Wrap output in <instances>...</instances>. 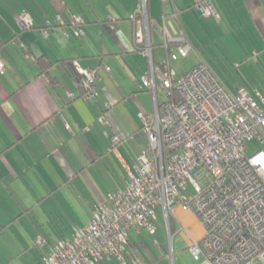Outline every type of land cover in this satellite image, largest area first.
Instances as JSON below:
<instances>
[{
	"label": "crops",
	"instance_id": "1",
	"mask_svg": "<svg viewBox=\"0 0 264 264\" xmlns=\"http://www.w3.org/2000/svg\"><path fill=\"white\" fill-rule=\"evenodd\" d=\"M210 1L217 18L201 14L193 0H147L153 41L161 38L156 25L164 23L172 35L183 30L194 59L178 69L171 63L182 72L205 60L201 49L214 32L216 44L255 78L248 74L249 86L237 92L264 93V0ZM137 4L0 0V264H42L50 246L71 238L95 204L124 188L134 171L147 141L139 115L153 109L152 94L140 81L147 58L133 42ZM21 13L29 14L31 28L20 27ZM73 26L84 34L74 35ZM153 54L156 61L165 56L158 48ZM39 58L49 62L45 73ZM72 62L96 69L94 98L84 97ZM178 208L169 217L170 234L166 227V235L158 237L157 227L153 233L131 229L126 263L112 258L95 264H132L133 258L144 264H199L188 246L201 231L174 240L183 228L176 213L194 218ZM158 211L156 224L159 216L165 224ZM38 235L45 243L36 242Z\"/></svg>",
	"mask_w": 264,
	"mask_h": 264
},
{
	"label": "built area",
	"instance_id": "2",
	"mask_svg": "<svg viewBox=\"0 0 264 264\" xmlns=\"http://www.w3.org/2000/svg\"><path fill=\"white\" fill-rule=\"evenodd\" d=\"M193 7L218 17L210 0H193ZM17 21L23 29L33 26L27 13ZM133 22L134 48L147 58L140 81L153 97L152 111L139 115L146 145L125 187L98 201L71 238L50 246L42 264L112 258L126 263L129 231L153 233L160 208L170 234L176 206L202 223L200 237L188 246L199 264H264V93L230 92L204 61L174 69L171 63L188 55L191 42L182 29L172 35L164 23L154 42L147 0H138ZM72 33L81 36L84 30L73 26ZM157 48L165 53L160 61L153 54ZM71 65L84 97L94 98L96 69ZM3 67L0 59V71ZM119 140L112 136L114 143ZM249 141L256 146L251 152ZM36 242L45 240L38 235ZM131 263L144 264L139 258Z\"/></svg>",
	"mask_w": 264,
	"mask_h": 264
},
{
	"label": "rangeland",
	"instance_id": "3",
	"mask_svg": "<svg viewBox=\"0 0 264 264\" xmlns=\"http://www.w3.org/2000/svg\"><path fill=\"white\" fill-rule=\"evenodd\" d=\"M211 29L215 31V28H211ZM214 36L215 35L213 32L212 34H210V37L208 36L205 37L208 41L204 43L201 49V53L203 54L205 60L203 59L201 60L204 61L210 67V69L213 71L215 76L220 80V82L231 90V91L229 90L230 92L236 93L237 87H241V86L246 87L247 85L249 86V84H247L248 83L247 78L249 77V75H250V78H252V80H254L255 78L250 73H245L244 70L239 69L237 62H235L236 59H231L219 47V45L216 44V41L213 40ZM192 53L193 52L190 51L186 57L181 58L177 61H173V67L178 69L179 63L187 62V61L191 62V60L194 59V57L191 56L193 55ZM251 88L249 89V91H251ZM261 91H263V89H261ZM248 143L250 145L249 151L251 152L252 150L256 148V146H254L251 141H249ZM158 210H157V214L160 213ZM178 211H181L182 213L184 212L182 210H178ZM175 216L180 220L181 223L180 222L179 223L182 224L184 231H181L179 232V234H176L174 236V240L175 239L184 240L185 239L184 232H191L192 229H193V233H198L199 231H201L202 233V223L195 214H194V218L192 217L190 219H188L187 216L179 217L177 213ZM181 218H182V221H181ZM159 222L160 223L155 224V228L157 227V233L155 236L157 237L161 233L166 235L164 231L165 224H164V220L162 216H159ZM151 238L152 237L150 236V239ZM147 239L149 240V238Z\"/></svg>",
	"mask_w": 264,
	"mask_h": 264
},
{
	"label": "trees",
	"instance_id": "4",
	"mask_svg": "<svg viewBox=\"0 0 264 264\" xmlns=\"http://www.w3.org/2000/svg\"><path fill=\"white\" fill-rule=\"evenodd\" d=\"M156 27L159 29V27L157 25H156ZM151 28H152V25H151ZM38 64L43 69L42 73L47 72V69H48V66H49V62L47 60H45L44 58H39L38 59ZM169 223H170V221H169ZM169 225H170V228H171V224H169Z\"/></svg>",
	"mask_w": 264,
	"mask_h": 264
}]
</instances>
